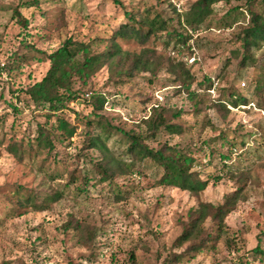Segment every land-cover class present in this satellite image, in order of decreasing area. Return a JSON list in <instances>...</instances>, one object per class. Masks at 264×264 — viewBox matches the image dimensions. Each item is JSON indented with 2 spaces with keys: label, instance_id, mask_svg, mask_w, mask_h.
<instances>
[{
  "label": "rangeland",
  "instance_id": "1",
  "mask_svg": "<svg viewBox=\"0 0 264 264\" xmlns=\"http://www.w3.org/2000/svg\"><path fill=\"white\" fill-rule=\"evenodd\" d=\"M25 1L29 0H0V264H264V257L255 252L258 246L264 249V107H258L255 90L257 77L264 71V46L253 48V59L241 65L244 49L237 35L250 24L246 0L216 4L215 13L198 32L188 31L193 35L192 57L198 60L192 71L199 81L212 77L215 83L210 90L208 83L194 84L198 98L180 92V83L167 72L164 37L152 35L145 45L118 38L125 51L154 49L164 64L155 74L137 72L128 77L123 74L126 66L108 63L86 83L75 80L79 98L52 117L46 115L47 109L16 98L19 90L46 75L51 63L44 52L51 53L70 37L82 41L109 37L127 21L125 9H132L130 4L139 18L146 8H152L151 16L155 11L172 15L171 4L181 11L197 0H120L122 4L115 0H39L37 8L23 10ZM236 5L240 9L230 11ZM254 8L264 13L262 3ZM16 9L27 16V26L15 15ZM108 47V40H97L92 51L103 52ZM230 89L250 102L229 105L225 115L216 100L220 96L227 99ZM99 94L107 102L97 121L108 120L115 127L106 141L109 152L89 144L94 129L87 121L96 118L88 115ZM159 106L183 110V118L177 121L187 130L180 135L163 131L156 140H147L148 144L159 148L168 142L193 151L196 169L204 168L202 177L206 179L210 172L221 175L220 181L214 184L211 180L199 194L157 185L163 168L150 160L137 162L129 174L106 178L100 164H114L115 158L129 163L127 134L145 132L143 120ZM58 116L76 124L77 131L64 142L57 140L54 153L60 159L56 161L35 139L41 126L59 135ZM10 140L24 144L22 159L7 149ZM233 140L236 146L231 145ZM222 154L229 155L228 159H222ZM72 177L79 178L76 185ZM77 185L87 186L86 192L80 193ZM57 190L64 191L63 198L43 211L17 202L21 195L37 193L42 200ZM237 191L224 232L214 236L213 246L189 254L196 241L179 244L177 240L191 221V211L201 202L222 204ZM116 193L123 199L117 200ZM77 222L96 227L95 240L87 243L74 228ZM204 226L207 232L216 233L212 220ZM176 253L188 255L176 261Z\"/></svg>",
  "mask_w": 264,
  "mask_h": 264
},
{
  "label": "trees",
  "instance_id": "2",
  "mask_svg": "<svg viewBox=\"0 0 264 264\" xmlns=\"http://www.w3.org/2000/svg\"><path fill=\"white\" fill-rule=\"evenodd\" d=\"M116 3L122 4L120 0ZM225 2L231 4L232 0H197L189 9L179 10L177 6L171 4V14H163L155 11L151 16L149 13L152 8H146L139 13L138 10L125 9L127 21L121 23L119 28L109 37H91L88 41L77 40L72 37L66 39L63 44L51 53L44 52L46 60L50 61L51 66L46 75L40 80L33 83L26 89L19 90L16 94L18 100L26 99L36 105L47 109L46 115L52 117L58 110L66 108L67 103L75 101L79 98L77 91L74 89L75 80L79 79L84 83L94 76L100 69L116 63L126 66L125 76L132 77L137 72H149L155 74L161 64H164L161 57L156 56V51L150 47H144L141 52L125 51L117 41L118 38L126 40H138L145 45L152 35L157 38L164 37L165 49L168 50V66L167 72L173 75L174 80L180 83V92L186 91L193 99L198 98L199 94L196 89H192L194 84L204 86L208 83V90L215 85L212 77H207L203 81H199L196 74L192 71L194 65L198 63L195 59L194 63H190L189 59L194 54V45L191 43L193 39L192 33L188 31L198 32L204 23L215 13V5ZM259 3L264 5V0H246L249 4L251 13L250 24L242 32L237 35V39L241 42L244 49L241 65H245L248 60L253 59L252 49H260L264 46V13L256 10L254 6ZM39 0H29L22 3L23 10L28 8H37ZM241 5L232 6L230 11L239 10ZM136 10V11H135ZM15 15L21 17L25 26L28 24V18L19 9H16ZM230 24L231 22H227ZM108 40L110 47L103 52L93 53L92 46L95 41ZM118 71H121L119 69ZM255 90L259 95L258 107H264V71L261 76L257 77ZM15 94V93H14ZM224 95V90L223 93ZM107 98L103 94L95 97L92 103L93 110L90 115L96 119L87 121L93 129V134L89 137V144L93 148L109 152L106 141L111 136L115 127L108 121H97L102 118L100 112L105 106ZM248 98L235 91L229 90L227 99L221 96L216 100V106L225 111V115L230 111L229 105L238 107L240 105H248ZM199 101H196L198 106ZM197 108V107H196ZM184 111L175 107L159 106L154 108L148 118L143 120L146 131L141 133H128L129 140L128 153L132 156L129 163L115 158V163L111 161L100 164V169L106 178L113 179L114 175H126L133 172L137 162L150 160L163 168L161 178L156 182L157 185L173 186L182 190H187L192 194H199L205 190L211 180L215 183L221 180V175L207 173L206 179L202 177L201 170L196 169L197 157L193 151L180 150L175 145L168 142L162 143L159 148L151 147L147 140L157 139L161 132L165 131L171 135H180L187 130L182 122L177 121L183 118ZM57 129L60 134L56 135L50 128L41 126L36 137L39 148L47 150L48 154H52L56 161L60 159L59 153L54 151L57 149V140L64 142L70 139L77 131V126L64 117L58 116ZM97 123V124H96ZM264 140V139H263ZM264 143V141H263ZM236 140L231 145L236 146ZM10 153L15 154L19 159L24 157L26 149L22 141L10 140L7 145ZM213 154V152H212ZM229 155L222 154V159H228ZM53 179L56 176H51ZM78 177H72L73 185L77 184ZM77 190L84 193L87 186L77 185ZM64 191L57 190L44 195L42 200L37 193H28L19 196L17 202L21 207L31 206L33 210L43 211L48 208L49 204L59 201L64 196ZM117 200L123 199V196L116 193ZM238 198V191L228 195L222 204L212 202H201L197 209L191 211V221L185 227L183 233L178 237L179 244L188 241H196L189 248V254L198 253L206 246H213L214 236L224 232L225 218L229 215ZM212 220L216 223V233L208 231L205 228L207 221ZM77 229L82 238L87 243H91L97 236V228L77 222L74 227ZM264 235V230H263ZM84 241V240H83ZM255 252L264 257V249L260 246L255 248ZM186 253H176V261H183L187 257ZM133 257L134 254L132 255Z\"/></svg>",
  "mask_w": 264,
  "mask_h": 264
},
{
  "label": "built area",
  "instance_id": "3",
  "mask_svg": "<svg viewBox=\"0 0 264 264\" xmlns=\"http://www.w3.org/2000/svg\"><path fill=\"white\" fill-rule=\"evenodd\" d=\"M195 60V57H191L190 61L193 62Z\"/></svg>",
  "mask_w": 264,
  "mask_h": 264
}]
</instances>
